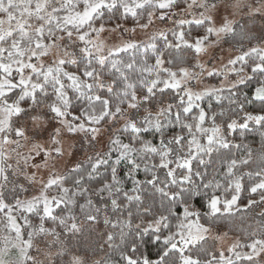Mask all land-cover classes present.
Returning <instances> with one entry per match:
<instances>
[{
    "label": "snow or ice",
    "instance_id": "snow-or-ice-1",
    "mask_svg": "<svg viewBox=\"0 0 264 264\" xmlns=\"http://www.w3.org/2000/svg\"><path fill=\"white\" fill-rule=\"evenodd\" d=\"M0 264H264V0H0Z\"/></svg>",
    "mask_w": 264,
    "mask_h": 264
},
{
    "label": "trees",
    "instance_id": "trees-1",
    "mask_svg": "<svg viewBox=\"0 0 264 264\" xmlns=\"http://www.w3.org/2000/svg\"><path fill=\"white\" fill-rule=\"evenodd\" d=\"M181 7H183V4H181ZM124 25L131 27L133 25V21L131 19H129L126 23H124ZM239 142V141H238ZM244 143H248L254 151H259L260 147H261V143H260V138L258 135L256 134H249L246 138V140L244 141ZM247 198H248V194L244 193L242 194L241 197V201H240V205L241 207H243V205H245L247 203ZM258 199V197H253ZM261 208H254L248 212L245 213H237L236 218H234L233 223H228L227 221L222 222L219 226L217 231H226L228 232L230 235L232 236H236L238 234H240V229L243 227H247L248 223H251V219H249L252 216H255L256 213L260 212ZM243 214L245 216V220L241 221L239 219V216ZM258 218V217H257ZM95 237H91L88 239L85 238H81L79 241V246L81 247V249L83 248V246L85 245V243L88 242V240L90 239H94ZM73 244H76V241L72 242ZM147 250V249H145ZM153 254L155 253V249H152Z\"/></svg>",
    "mask_w": 264,
    "mask_h": 264
},
{
    "label": "rangeland",
    "instance_id": "rangeland-1",
    "mask_svg": "<svg viewBox=\"0 0 264 264\" xmlns=\"http://www.w3.org/2000/svg\"><path fill=\"white\" fill-rule=\"evenodd\" d=\"M158 23V26L159 27H164L165 25L164 24H160L159 22ZM170 26V25H169ZM125 28H130L129 26H126L124 25ZM152 29H149V31H151ZM145 37V34L143 32H141L139 29H137V33H136V38L137 39H143ZM107 43L109 44H115V43H118L119 40L121 38H127V34H125L124 37H121L119 31L112 34V35H109L108 33H105L103 35V37ZM223 51H221L220 49H216L215 50V53H216V56L217 57H220V56H223L225 59L228 58L229 55L231 54H234V51L231 49L230 45L225 43L223 46ZM210 83H216L217 82V78H213V79H210L209 81ZM77 155L75 157V159L79 160V159H83L84 158V155L85 153H90V149L88 148V146L85 144L83 147H81L80 144H77ZM69 166H71L72 164V160H68L67 161ZM33 194L32 192L29 193V195ZM220 233H223V232H226V231H219ZM230 237L234 238L235 236H232L229 234Z\"/></svg>",
    "mask_w": 264,
    "mask_h": 264
}]
</instances>
